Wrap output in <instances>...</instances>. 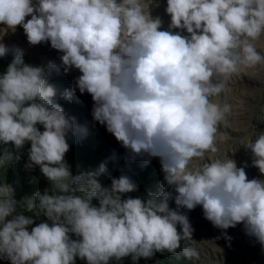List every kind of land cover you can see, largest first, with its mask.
<instances>
[{
  "label": "clouds",
  "instance_id": "1",
  "mask_svg": "<svg viewBox=\"0 0 264 264\" xmlns=\"http://www.w3.org/2000/svg\"><path fill=\"white\" fill-rule=\"evenodd\" d=\"M165 11L169 30H159L161 19L152 18L140 0H0V24L11 30L21 26L30 45L50 42L63 53L60 66L65 73L78 69L76 88L92 97L93 120L134 156L158 157L163 173L159 190L145 198H122L138 189L126 174L103 187L93 172L73 175L64 159L67 138L87 129L54 102L57 89L43 65L26 64L21 49L0 43V57H13L0 75V143L5 145L0 151L9 157V143L18 151L30 142L27 167L39 166L51 185L27 199L35 216L51 222L30 231L33 218L17 213L13 191L6 187L0 197V259L109 264L131 256L135 264L156 252L175 255L193 232L180 209L197 205L214 227L242 224L264 247V180L248 179L244 167L228 157L189 169L193 158L204 160L207 152L218 151V126L231 111V105L210 98L242 68L264 63L253 43L264 35V0H167ZM56 67L49 62V69ZM243 145L264 174V133ZM182 251L199 259L196 249Z\"/></svg>",
  "mask_w": 264,
  "mask_h": 264
},
{
  "label": "rangeland",
  "instance_id": "2",
  "mask_svg": "<svg viewBox=\"0 0 264 264\" xmlns=\"http://www.w3.org/2000/svg\"><path fill=\"white\" fill-rule=\"evenodd\" d=\"M152 18L159 17L162 21L159 30H169L170 16L165 8L167 0H140ZM36 3V0H33ZM30 19V17L25 18ZM172 32H180L189 35L184 29H171ZM0 43L9 47L16 46L22 50L24 62L33 66L43 65L48 71L47 80L57 89L54 102L62 106L65 113L74 118L75 122L87 129L85 134H77L67 138L69 150L65 154V161L70 166L73 175L81 172L95 173V179L100 185L108 186L111 177H119L121 174L129 175L137 184V191L122 194V198L141 197L147 193H155L163 183L160 159L158 157L134 156L129 149L122 146L116 138L106 130L104 125L92 118V97L86 91L81 94L76 88V78L81 75L78 69L72 68L67 73L60 66V51L53 49L50 42L30 45L26 39L23 28L17 26L15 30L8 29L0 24ZM256 50L264 56V35L253 42ZM9 53L0 57V75H2L12 60ZM50 61H55L57 67L49 69ZM70 93V98H65L64 93ZM211 102L231 105V111L221 121L216 133V153L207 152L204 160L193 158L189 169L199 166L213 159L235 160L237 167H244L248 179L264 180V174L252 165L251 150L246 148L249 140H255L264 133V63L253 68H242L233 74L228 81L226 89L219 96L211 97ZM43 131L42 125H37ZM5 147L0 143V150ZM7 147L11 151L9 157H5L0 151V197L6 193V187L13 191V199L17 202L16 211L32 217L33 225L40 222H48L42 214L35 216L36 211L29 210L27 199L32 198L37 191L43 192L50 189V182L40 171L39 166L27 167L28 149L30 142H26L22 149L12 150L9 143ZM101 165L104 170L101 171ZM169 191L175 192L172 188ZM51 194V192H49ZM77 195L80 193L77 192ZM98 206V201L93 200ZM169 207L175 209L174 200L169 201ZM180 211L188 216L192 232V240H182L181 247L176 249L175 255L167 251L156 252L151 258L141 257L135 264H264V247L254 237L245 234L242 224L228 229L214 227L205 219L200 205L188 210ZM7 219H11L8 217ZM180 231V226L177 225ZM70 238L78 239L74 234ZM183 247L196 249L199 259H189L183 254ZM0 264H11L7 259H0ZM75 264H87L86 260L76 258ZM109 264H134L131 256L117 261L111 259Z\"/></svg>",
  "mask_w": 264,
  "mask_h": 264
}]
</instances>
